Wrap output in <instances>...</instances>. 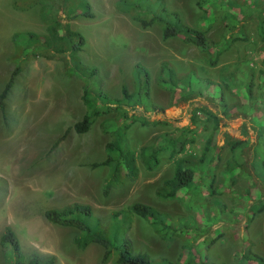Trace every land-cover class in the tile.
Here are the masks:
<instances>
[{"label": "rangeland", "instance_id": "1", "mask_svg": "<svg viewBox=\"0 0 264 264\" xmlns=\"http://www.w3.org/2000/svg\"><path fill=\"white\" fill-rule=\"evenodd\" d=\"M118 1L122 0H0V93L12 69L22 70L5 100V117L0 110V235L6 228L16 234L25 264L33 255L55 257L56 264H100L102 250L97 244L77 249L72 243L74 229L43 217L47 209L81 204L91 206L104 229H115L112 234L126 231L134 251L157 263L180 257L185 264H245L240 258L245 241H251L253 252L264 258V210H258L264 205V172L259 164L264 158V87L259 86L264 51L255 17L254 23L243 22L247 44L225 43L241 29L233 19L234 27L224 38L222 24L209 30L208 37L221 42L218 64L212 68L208 53L178 39L163 41L158 27L142 29L120 11L124 6ZM137 3L145 5L143 0ZM162 3L186 25L196 26L201 15L196 0ZM58 24L81 37L57 42L47 28ZM245 59L261 110L253 119L241 115L229 119L243 111L231 110L240 104L237 94L225 95L230 112L224 114L216 100L188 97L182 89L178 98L173 82H162L167 78L166 65L179 85L187 82L190 72L201 84L205 79L220 82V74L241 73L239 62ZM237 67L242 70L236 71ZM202 88L193 86L194 93ZM206 111L220 119L219 150L211 149L213 162L204 151L213 129ZM93 112L100 115L94 118ZM86 115L94 121L90 129L75 133L71 126ZM183 128L189 131L180 136ZM164 134L185 141L177 158L192 163L195 179L190 189L171 201L159 200L156 192L172 176L173 163L163 161L147 171L137 158V179L124 180L123 187L104 196L102 186L112 162L96 169L89 165L116 156L106 149L107 143L118 140L137 155ZM226 135L242 143L235 156L224 146ZM135 202L171 216L177 226L171 242L143 219L125 216V209ZM114 213L118 215L112 222ZM0 264H7L1 247Z\"/></svg>", "mask_w": 264, "mask_h": 264}, {"label": "trees", "instance_id": "2", "mask_svg": "<svg viewBox=\"0 0 264 264\" xmlns=\"http://www.w3.org/2000/svg\"><path fill=\"white\" fill-rule=\"evenodd\" d=\"M118 2L124 6V8L118 7ZM117 2V7L122 11V13H127L130 18L137 22L142 29H148L151 27H158L161 32V38L163 41L170 39H178L184 44L193 45L200 52L208 53L207 64L209 67H216L219 61L221 42L219 40H213L208 37L209 30L215 24H222V38L225 37V33L234 25L230 22L235 20L240 24L239 34L228 37L225 43L229 45L235 44L236 42H245L247 44V37L245 35L246 26L243 24L245 20L252 21V16L255 17V28L257 35L259 37L262 45V51H264V0H196V6L200 10L201 15L198 18L196 26L191 27L186 25L182 18L175 12L169 11L162 3V0H143L144 6L134 3L129 0H122ZM220 10V13L217 11ZM67 31V25L64 27L61 25H56L55 28L48 29L47 34L50 33L51 36L59 42L62 38L73 39L80 38V33L67 31L68 35H65ZM55 53L59 50L53 49ZM53 55V54H52ZM32 56V55H27ZM26 57V58H27ZM44 57L52 58L50 54H45ZM36 58V57H35ZM240 68L237 67L236 71L242 70L241 73L232 72L228 77H224L220 74V82L210 81L205 79L200 83L199 79L196 78L194 72L189 73L186 83H181L174 81V71L166 65L164 67L167 72L165 75L166 80L163 79V83H170L175 85L173 95H177L179 98L180 93L178 89L185 90L187 96L193 94L208 97L210 100H216L223 108V113L227 114L229 111L226 105V94H233L240 97V104L238 107H233L231 110L234 112L241 111L242 114L233 113L229 119L239 117L240 115L244 118L255 117L261 113L260 107L258 106V101L254 95L255 85L252 80V76L248 73L250 69L248 68V60L240 61ZM224 69L222 68V71ZM22 70L19 66L12 69L9 77L0 93V110L5 117V100L7 99L10 91L16 83V79ZM254 74V71L251 72ZM146 77L147 72H146ZM259 80L261 88L264 87V73H260ZM201 85L203 88L201 91L197 90L194 93L193 86ZM258 86V87H259ZM191 87V88H190ZM136 102L139 101L136 98ZM152 110L163 112V109H156V107H151ZM100 115L98 112H93L92 117L96 118ZM206 115L213 121V129L205 142L204 151L206 154L211 155L212 150H219L216 144V138L219 132V122L220 119L217 114L210 111H206ZM128 116V115H125ZM95 120V119H94ZM94 122V121H93ZM89 119V116L83 117L80 121L74 123L71 128L77 134H85L93 124ZM264 127V123H263ZM180 131V136L186 135L189 131L188 128H183ZM180 138V137H179ZM178 137L170 136L164 134L158 136L155 139L154 144L151 146L141 147L139 154L130 151L129 148H125L124 145L119 143H107L106 149L116 153V156L109 157L106 161L92 163L89 165L90 168L96 169L99 167H104L112 162V170L106 178V184L102 186V193L107 196L111 189H117L124 186L125 181L136 180L139 173V168L137 165V158L145 170L153 171L158 168L160 163L163 161H171L173 163L172 176L163 181V186L157 190L156 197L161 201H171L180 192L190 189L193 185L195 179V171L192 168V163L188 159L177 158V155L181 154L185 148V141H181ZM241 141L232 139L229 135L224 138V146L229 148L232 156L241 146ZM211 162L214 161L213 155H211ZM262 164L264 172V158H262L259 164ZM115 182L114 186L108 185V183ZM263 208L258 210L262 212ZM258 211V212H259ZM125 216L127 213L130 216H137L138 218L146 221L153 229L162 236L164 240L171 242L177 233V226L171 218V216L164 212H159L148 204L135 202L125 209ZM118 213L112 214V222L117 218ZM43 217L49 223L63 227L71 228L76 231L72 235V243L77 247V249H84L90 244H97L102 250V257L100 264H185L182 258L178 257L177 261L172 262L165 258L160 259V263L153 261L148 254L139 253L134 251L131 241L126 238L125 232L123 234H112L108 229H104L101 226L100 221L93 215L91 206L73 204L65 206L62 209H47L43 212ZM129 225V224H128ZM129 228V226H127ZM117 229V228H116ZM217 239L211 241L207 247L211 246ZM211 244V245H210ZM246 249L241 254L242 261L245 264L256 263L264 264V258L259 254H256L252 250L253 243L251 241H245ZM0 247L3 250L4 256L7 260V264H25V257L20 251V245L17 240L16 234L10 229L6 228L0 235ZM27 264H56L55 257L52 256H41L33 255L26 262ZM190 264V263H188Z\"/></svg>", "mask_w": 264, "mask_h": 264}]
</instances>
